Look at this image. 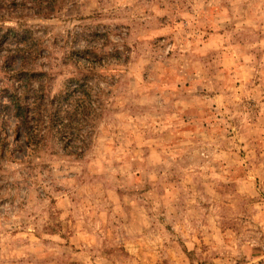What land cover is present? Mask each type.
<instances>
[{"label":"rangeland","instance_id":"1","mask_svg":"<svg viewBox=\"0 0 264 264\" xmlns=\"http://www.w3.org/2000/svg\"><path fill=\"white\" fill-rule=\"evenodd\" d=\"M22 3L0 101L40 116L0 113V264H264V0Z\"/></svg>","mask_w":264,"mask_h":264},{"label":"trees","instance_id":"2","mask_svg":"<svg viewBox=\"0 0 264 264\" xmlns=\"http://www.w3.org/2000/svg\"><path fill=\"white\" fill-rule=\"evenodd\" d=\"M22 1H23L22 6H25L27 2L32 4L31 7L35 9L36 14H41L45 10V8H43L44 0H22ZM47 11H50V9ZM8 30L15 31L14 28H9ZM1 31H2V28H0V35H1ZM8 36H9V32L5 34L3 33V35H1L0 37L6 38ZM2 40L3 39H0L1 42ZM32 76H35V75H31V77ZM7 94L9 95L10 92L9 93L7 92ZM22 96L23 94H20L15 91L13 94L9 95V99L5 101V103L3 100H1L0 101V113L4 112L7 115L13 116L17 120L18 125L23 127L24 130L27 132L26 135L30 139H34L36 136L35 130H31V129H33L32 128L33 125L38 120L37 118L40 116V113L38 112L39 109L37 108L36 110L34 108L35 109L34 110L29 105L23 103ZM59 101L61 100H58V102Z\"/></svg>","mask_w":264,"mask_h":264}]
</instances>
